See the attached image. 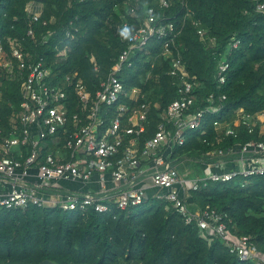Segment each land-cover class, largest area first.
<instances>
[{
  "label": "trees",
  "instance_id": "obj_1",
  "mask_svg": "<svg viewBox=\"0 0 264 264\" xmlns=\"http://www.w3.org/2000/svg\"><path fill=\"white\" fill-rule=\"evenodd\" d=\"M165 11L181 32L175 39L181 57L199 87L192 93L193 109L201 108L209 95L221 105L217 113L206 114L197 130L185 133V143L175 148L170 160L185 156L203 157L213 150L215 124L231 123L234 112L242 108L249 114L264 110V15L255 11V0H169ZM191 12L184 16L182 3ZM33 3L38 21L31 22L25 11ZM136 4L139 16L152 7L160 13L157 0H0V41L8 51V40H18L30 62L43 61L54 77L51 85L62 86L63 77L78 73L87 90L94 94L101 80L125 48L115 35V26L125 15V4ZM129 24L136 20L125 15ZM137 26V25H136ZM34 39L26 36L29 28ZM135 27L124 29V37ZM54 31L45 41L42 36ZM197 30H203L216 42L214 49L199 41ZM235 37L239 44L227 54V43ZM161 41L152 39L137 54L131 69L118 75L126 88L138 87L142 101L158 104L150 111V128L142 137L148 139L160 121L161 112L178 98L177 85L166 75L168 63L154 56ZM226 49V50H225ZM65 50L64 57L59 53ZM95 58L97 71L89 62ZM225 57L229 68L225 81H217L216 66ZM153 64L149 79L146 72ZM70 99L72 92L64 87ZM221 96L225 100L219 102ZM73 101V100H72ZM19 83L0 78V128L8 129L12 114L20 111ZM113 111V109H112ZM237 138H225L217 145L228 148L261 137L237 130ZM190 211L206 206L226 216L227 231L234 237H250L264 254V176L236 177L230 182H209L190 193ZM167 203L150 197L126 210L109 203V210L99 214L89 211H61L58 207L40 208L29 205L24 210L0 209V264H252L240 261L230 253L224 241L186 225ZM230 221V223H229Z\"/></svg>",
  "mask_w": 264,
  "mask_h": 264
},
{
  "label": "built area",
  "instance_id": "obj_2",
  "mask_svg": "<svg viewBox=\"0 0 264 264\" xmlns=\"http://www.w3.org/2000/svg\"><path fill=\"white\" fill-rule=\"evenodd\" d=\"M255 3V11L264 15V0H255ZM157 6L159 14L148 7L140 17L136 4H125L124 14L137 24H129L123 15L121 23L115 26V35L124 42L125 48L99 80L94 94L87 90L78 73L65 75L63 87L51 85L54 77L43 61L30 62L18 40L7 41L8 51L0 41V78L18 82L21 95L19 113L10 116L7 131L0 128V209L24 210L35 205L58 207L64 212L86 214L92 210L103 214L108 212L109 203L119 210L142 204L148 199L147 187H151L163 193L155 192L150 197L164 200L166 210H174L186 225L193 224L202 236L206 232L220 238L240 261L264 264V254L250 237H234L228 233L225 215L208 206L193 211L188 208L190 193L206 187L209 182L264 176V110L249 114L239 108L231 123L215 124L216 147L203 158L213 160L215 167L221 160L235 163L239 171L201 178L181 176L170 160L172 151L184 145L185 133L199 129L204 116L219 112L221 105L215 103L212 94L201 108L193 109L192 93L199 84L187 71L180 48L175 44L182 26L177 28L173 19L165 15L170 8L169 0H157ZM182 9L185 17L191 15L185 2ZM25 11L31 22L38 21L40 13L34 10L33 3L27 4ZM129 27L135 29L124 37L123 31ZM53 34L54 31L48 30L42 39L45 41ZM197 35L199 41L214 49L216 42L205 31L197 30ZM26 36L34 39L31 27ZM152 39L161 41L160 51L154 56L168 63L166 75L175 80L178 98L161 112L151 136L144 139L150 128V111L158 110L159 105L142 101V90L135 86L126 88L118 75L133 67L137 54L149 56L152 53L145 50ZM238 44L235 37L230 38L227 54ZM64 55L65 50L59 53V57ZM89 62L97 71L93 56L89 57ZM153 66L151 64L146 72V80ZM228 68L226 58L222 57L216 66L219 84L224 83ZM64 87L71 90L73 99ZM224 100L225 96H221L219 102ZM239 129H245L247 134L257 132L261 138L228 148L217 147L225 138H237ZM194 163L200 164V158ZM94 175L99 176L100 184L108 177L123 189L111 199L78 195L60 186V182L66 181L86 184Z\"/></svg>",
  "mask_w": 264,
  "mask_h": 264
},
{
  "label": "crops",
  "instance_id": "obj_3",
  "mask_svg": "<svg viewBox=\"0 0 264 264\" xmlns=\"http://www.w3.org/2000/svg\"><path fill=\"white\" fill-rule=\"evenodd\" d=\"M201 177H206L211 174L222 173L226 171H236L234 167H215L213 160L200 157ZM216 172V173H215ZM60 186L65 190L78 195L90 194L97 197L115 198L116 195L123 189V187L113 184L108 177L102 184L99 183V176L94 175L89 183L83 184L79 182H60ZM147 196L156 192L154 188L147 187ZM1 189V187H0Z\"/></svg>",
  "mask_w": 264,
  "mask_h": 264
},
{
  "label": "rangeland",
  "instance_id": "obj_4",
  "mask_svg": "<svg viewBox=\"0 0 264 264\" xmlns=\"http://www.w3.org/2000/svg\"><path fill=\"white\" fill-rule=\"evenodd\" d=\"M196 158L193 155H188L185 156L182 161H179L178 159H175L173 163L175 164L174 166L176 167L177 171L181 176H185L186 178H196L200 177L201 178V167L200 164H195ZM220 166L221 167H234L237 168L239 171V165L235 163H228L224 160L220 161ZM216 173V172H215ZM158 194L163 193L161 190H156ZM151 196V195H150Z\"/></svg>",
  "mask_w": 264,
  "mask_h": 264
},
{
  "label": "water",
  "instance_id": "obj_5",
  "mask_svg": "<svg viewBox=\"0 0 264 264\" xmlns=\"http://www.w3.org/2000/svg\"><path fill=\"white\" fill-rule=\"evenodd\" d=\"M148 198H150V196H148ZM41 264H51V263L48 261H45V262H42Z\"/></svg>",
  "mask_w": 264,
  "mask_h": 264
}]
</instances>
